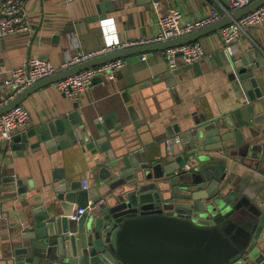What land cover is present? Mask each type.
I'll use <instances>...</instances> for the list:
<instances>
[{
  "label": "water",
  "instance_id": "1",
  "mask_svg": "<svg viewBox=\"0 0 264 264\" xmlns=\"http://www.w3.org/2000/svg\"><path fill=\"white\" fill-rule=\"evenodd\" d=\"M263 4L264 0H256L186 35L113 51L59 70L2 105L0 116L39 89L80 71L194 43ZM255 51L249 49L237 60L225 53L215 56L222 59L220 65L228 79L241 85L245 98L236 111L193 133L166 128L167 136H181L183 152L178 157L166 156L156 162L143 149L146 144L134 135L123 139L127 131L115 114L100 125L97 120L82 121L73 112L14 137L12 143L22 142V150L35 137L49 152L82 156L92 163L94 184L83 190L73 179L74 173L67 172L55 188L57 202L27 216L24 229L11 239L9 256L0 264H264V197L255 198L245 189V176L236 177L241 168L264 176V156L261 162L256 156L262 146L252 143L258 135L253 128L264 129V96L254 89L255 74L264 70V50ZM192 68L197 69L198 63L165 78ZM137 89L123 94L134 126L137 115L128 96ZM214 153L225 154L226 160ZM64 178H70L69 182ZM99 200H103L100 207L77 216L78 210Z\"/></svg>",
  "mask_w": 264,
  "mask_h": 264
},
{
  "label": "crops",
  "instance_id": "2",
  "mask_svg": "<svg viewBox=\"0 0 264 264\" xmlns=\"http://www.w3.org/2000/svg\"><path fill=\"white\" fill-rule=\"evenodd\" d=\"M23 1L29 31L0 37V69L20 66L31 58L46 60L59 69L65 60L83 52L153 39L159 31L154 2L159 3L157 14L179 11L189 21L206 16L211 7L220 9L228 4V0H79L70 4L63 0ZM71 28V32L66 31ZM196 42L205 53L198 68L171 79L165 78L171 72L162 51H156L124 58V67L115 73L113 80L95 79L75 101L62 96L54 84L39 89L19 105L28 111L29 121L15 137L73 112H77L82 121L97 120L100 125L115 114L127 131V134L123 133V139L134 135L146 144L143 149L156 162H162L166 156L178 157L183 152V144L181 141L173 144L168 153L164 141L170 136L166 135V128L177 127L181 133H193L231 114L243 103L245 92L241 85L228 79L220 65L222 59L217 60L215 56L225 53L228 58L237 60L249 49L254 48L256 53L258 49L264 50V22L249 31L248 37L240 35L227 53L218 32ZM255 76L254 89L264 96V70ZM172 84L174 87H170ZM137 87L136 92L128 96L137 115L138 124L134 126L126 112L123 94ZM9 97L11 91L2 88L0 83V107L9 101ZM253 129L258 135L252 137V143L262 146L256 155L261 162L264 129ZM171 137L181 138L179 134ZM28 143L26 150L21 149L22 142L9 146L0 144V261L9 256L11 239L17 231L24 229L27 216L37 208H47L57 202L55 188L67 172L74 173L73 179L79 181L81 188L83 182L87 183V189L94 184L90 173L92 163L82 156L67 151L65 155L63 151L49 152L43 144L36 143L35 137L28 139ZM224 155L214 153L219 159L226 160ZM100 158L103 160L104 154ZM236 173V177H246L244 184L249 193L255 198L264 197L263 175L243 168ZM69 180L64 178L65 182ZM18 181L22 182L20 187L16 185ZM22 188H26L24 193L19 192ZM73 207L75 209V205Z\"/></svg>",
  "mask_w": 264,
  "mask_h": 264
},
{
  "label": "built area",
  "instance_id": "3",
  "mask_svg": "<svg viewBox=\"0 0 264 264\" xmlns=\"http://www.w3.org/2000/svg\"><path fill=\"white\" fill-rule=\"evenodd\" d=\"M76 1L79 0H63L65 4ZM254 1L256 0H228L227 7H220V9L211 7L206 16L194 21L185 20L179 11H172L169 15L157 14L159 3L154 2L153 8L156 14V24L159 31L153 39L124 42L121 45L107 46L97 51L83 52L65 60L59 69H56L52 63L46 60L31 58L20 66L8 70L0 69L1 87L11 91V97L8 99L10 101L30 85L55 74L59 70L66 69L75 64L113 51L123 50L138 45L164 42L186 35L212 25L230 16L232 13L243 9ZM23 10V0H3L1 2L0 37L5 38L12 35H20L29 31V24L26 21ZM262 22H264V4L240 19L221 28L218 31V37L223 50L229 52L240 35L248 37L249 31L256 29ZM162 57L168 71L172 72L180 67L199 63L204 59L205 53L201 45L194 42L165 49L162 51ZM123 67L124 60L118 59L80 71L54 83V86L66 99L75 101L83 92L91 87L95 79L105 77L109 80H113L115 73ZM28 121L29 113L22 106H17L0 116V144L5 146L11 145L17 131L25 128ZM179 142V138L169 137L165 139L164 143L167 152L170 153L171 146ZM185 169L188 170L189 166L185 165ZM81 189L86 190L87 183L83 182ZM102 204L103 200H99L96 203L89 202L85 209L77 211V216H81L85 211H93Z\"/></svg>",
  "mask_w": 264,
  "mask_h": 264
}]
</instances>
